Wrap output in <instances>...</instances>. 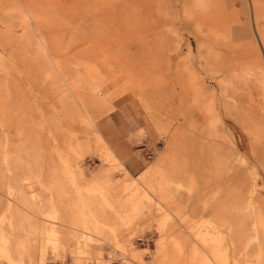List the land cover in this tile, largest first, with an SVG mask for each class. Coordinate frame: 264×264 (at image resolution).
I'll return each mask as SVG.
<instances>
[{
  "label": "rangeland",
  "instance_id": "1",
  "mask_svg": "<svg viewBox=\"0 0 264 264\" xmlns=\"http://www.w3.org/2000/svg\"><path fill=\"white\" fill-rule=\"evenodd\" d=\"M250 2L0 0V264H264Z\"/></svg>",
  "mask_w": 264,
  "mask_h": 264
},
{
  "label": "bare ground",
  "instance_id": "2",
  "mask_svg": "<svg viewBox=\"0 0 264 264\" xmlns=\"http://www.w3.org/2000/svg\"><path fill=\"white\" fill-rule=\"evenodd\" d=\"M250 1H251L250 3H251V6L253 8V12H254L253 20H257L260 17H263L264 16V9L261 7V3L258 2V1H255V0H250ZM213 13L214 12H212L211 15ZM255 31H256V36L255 37L257 38L258 44H259V46H260V48H261V50L263 52V55H264V31L261 30V29H258L256 26H255Z\"/></svg>",
  "mask_w": 264,
  "mask_h": 264
},
{
  "label": "crops",
  "instance_id": "3",
  "mask_svg": "<svg viewBox=\"0 0 264 264\" xmlns=\"http://www.w3.org/2000/svg\"><path fill=\"white\" fill-rule=\"evenodd\" d=\"M126 171H128V170H126ZM129 172V171H128Z\"/></svg>",
  "mask_w": 264,
  "mask_h": 264
}]
</instances>
